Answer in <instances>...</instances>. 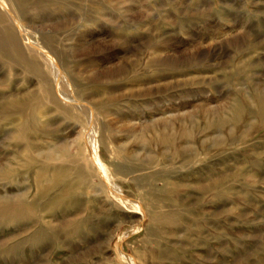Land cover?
Segmentation results:
<instances>
[{"label": "rangeland", "instance_id": "obj_1", "mask_svg": "<svg viewBox=\"0 0 264 264\" xmlns=\"http://www.w3.org/2000/svg\"><path fill=\"white\" fill-rule=\"evenodd\" d=\"M0 35V264H264V0H0Z\"/></svg>", "mask_w": 264, "mask_h": 264}, {"label": "bare ground", "instance_id": "obj_2", "mask_svg": "<svg viewBox=\"0 0 264 264\" xmlns=\"http://www.w3.org/2000/svg\"><path fill=\"white\" fill-rule=\"evenodd\" d=\"M26 38V37H25ZM0 42H2V38H1V35H0ZM0 50L4 51L5 50V47L3 45L0 44ZM120 198V197H119ZM124 200V199H123ZM129 201V200H128ZM28 208V207H27Z\"/></svg>", "mask_w": 264, "mask_h": 264}]
</instances>
